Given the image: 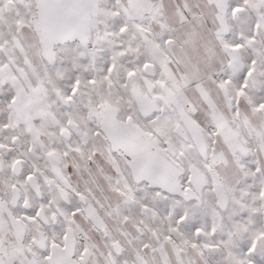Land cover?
I'll use <instances>...</instances> for the list:
<instances>
[{
    "label": "snow or ice",
    "instance_id": "6c2138e0",
    "mask_svg": "<svg viewBox=\"0 0 264 264\" xmlns=\"http://www.w3.org/2000/svg\"><path fill=\"white\" fill-rule=\"evenodd\" d=\"M0 264H264V0H0Z\"/></svg>",
    "mask_w": 264,
    "mask_h": 264
}]
</instances>
